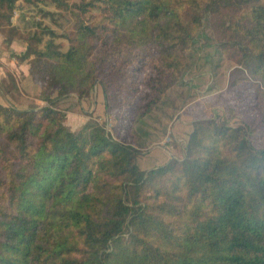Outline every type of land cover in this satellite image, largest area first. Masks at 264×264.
Returning <instances> with one entry per match:
<instances>
[{
  "label": "trees",
  "instance_id": "obj_1",
  "mask_svg": "<svg viewBox=\"0 0 264 264\" xmlns=\"http://www.w3.org/2000/svg\"><path fill=\"white\" fill-rule=\"evenodd\" d=\"M16 1L0 0V33L23 39L46 104L0 105V264H264V146L246 123L196 120L181 159L141 169L142 146L96 123L71 131L53 107L90 93L102 56L93 51L110 43L127 58L154 46L176 76L208 19L236 64L229 84L252 80L264 109V0H51L72 18L60 34L41 24L21 34Z\"/></svg>",
  "mask_w": 264,
  "mask_h": 264
},
{
  "label": "rangeland",
  "instance_id": "obj_2",
  "mask_svg": "<svg viewBox=\"0 0 264 264\" xmlns=\"http://www.w3.org/2000/svg\"><path fill=\"white\" fill-rule=\"evenodd\" d=\"M65 1L71 5L87 0ZM91 12L97 13L95 9ZM12 20L23 34L35 29L37 24L60 34L72 22L69 13L56 8L51 0H19ZM56 41L61 42L62 51L67 49L64 38ZM217 44L210 20L204 19L176 76L158 65L154 46H146L151 55L129 58L127 51L121 52L122 48L112 43L101 46L100 50L93 51V55L102 56L95 66L97 79L90 93L81 98L73 93L61 97L53 107L64 113L63 123L71 131H78L86 123H96L113 139L142 146L136 157L139 165L144 156L161 144L174 147V157L168 161L181 159L192 122L205 118L223 119L231 125L246 123L250 128L249 139L262 147L264 109L256 105L254 84L252 80L229 84L236 64L219 51ZM99 79L106 84L107 96L103 95ZM55 95L56 87H52L50 96ZM73 111H79V116L72 114ZM186 116H191L192 121L188 125L190 130L182 135L185 141L172 138L174 125Z\"/></svg>",
  "mask_w": 264,
  "mask_h": 264
},
{
  "label": "crops",
  "instance_id": "obj_3",
  "mask_svg": "<svg viewBox=\"0 0 264 264\" xmlns=\"http://www.w3.org/2000/svg\"><path fill=\"white\" fill-rule=\"evenodd\" d=\"M11 24L16 26L18 31L23 34L12 18ZM24 51L25 43L22 39L16 37L11 41H7L0 33V105L19 110L44 105V101L40 98V86L32 79L28 71L27 60L20 58V54ZM72 114L79 116V111H73ZM189 119H192V117L186 116L185 119H181L174 125L173 132H171L173 134L172 138L185 141L182 135L190 130L188 125L192 120ZM176 131H179V135L176 134ZM173 148L170 144L156 146L152 150L154 152L142 158L141 165L137 164L141 169L161 165L174 157Z\"/></svg>",
  "mask_w": 264,
  "mask_h": 264
}]
</instances>
